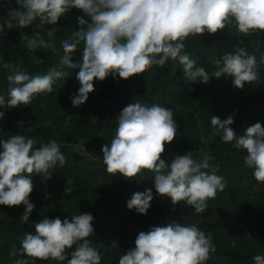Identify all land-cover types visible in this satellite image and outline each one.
<instances>
[{
    "label": "clouds",
    "instance_id": "clouds-1",
    "mask_svg": "<svg viewBox=\"0 0 264 264\" xmlns=\"http://www.w3.org/2000/svg\"><path fill=\"white\" fill-rule=\"evenodd\" d=\"M15 3L17 7L9 10L8 19L0 23V35L5 34V28L34 25L33 35L21 32L19 38L30 51L39 48L56 52L55 45L45 40L40 30L45 25H57L72 9L83 15L77 17L78 30L72 32L70 39L61 41L63 55L59 63L47 72L29 74L14 63L2 64L8 73L7 99L0 95V106L5 108L27 106L36 96L52 93L56 81L69 76L65 68L79 69L75 75L80 87L70 96L73 107L87 101L88 94L94 91V79L103 81L109 75L116 78L117 74L128 79L145 73L153 65L163 68L170 59L178 62L186 80L192 82L207 84L210 77L231 76L232 84L242 89L245 83L260 80L256 56L245 47H235L221 57H213L215 69L209 74L205 68L196 66V60L185 51L184 41L205 32L215 34L226 26L238 35L264 30V0H15ZM56 31L49 27L46 35L53 37ZM81 42V59L73 61L72 53ZM259 63L264 65V53ZM4 115L0 111V118ZM116 123L110 144L101 146L102 161L109 174L134 178L142 170H148L153 174L157 194L166 195L174 205L183 202L192 206L196 213L204 212L208 200L225 189L224 178L210 164L214 157L207 152H202L199 159L193 158V151L176 154L170 163L161 158L165 144L177 135V122L170 108L139 101L129 103L116 116ZM210 123L214 136L246 152L244 164L253 170L257 182L264 183L261 123L246 127L239 135L230 127L234 123L232 115L223 120L211 116ZM36 145V139L21 134L0 139V205L23 204L24 212L19 219L24 223L35 207L29 201L32 174L43 173L48 178L52 173L49 169L66 163L57 141ZM152 199V189L146 188L134 192L126 206L146 214ZM93 219L91 213L72 215L71 220L45 217L34 222L35 234L24 233L20 248L13 247L10 255L66 264H100L101 253L88 239L94 233ZM112 247L116 248L115 241ZM213 252L211 233L206 234L194 223L173 221L140 231L134 247L119 257L118 264H206ZM252 261L264 264V255H255ZM14 264L29 261L19 258Z\"/></svg>",
    "mask_w": 264,
    "mask_h": 264
},
{
    "label": "trees",
    "instance_id": "trees-1",
    "mask_svg": "<svg viewBox=\"0 0 264 264\" xmlns=\"http://www.w3.org/2000/svg\"><path fill=\"white\" fill-rule=\"evenodd\" d=\"M12 7H17L15 0H0V23L8 19ZM82 15L80 10L72 9L57 25H45L40 30L45 40L55 45L56 52L39 48L30 51L19 41L21 32L34 34V25L5 28V34L0 35V95L7 99L8 73L2 67L4 62L14 63L29 74L47 72L59 63L63 55L61 41L70 39L72 32L78 30L77 17ZM49 27L57 30L53 37L46 35ZM184 43L196 66L205 68L209 74L215 69L213 57H221L235 47H245L256 56L260 80L245 83L242 89L232 84L231 76L210 77L207 84L192 82L186 80L178 62L170 59L163 68L153 65L145 73L128 79L118 74L103 81L94 79V91L88 94L87 101L73 107L70 96L80 87L75 75L79 69L65 68L69 76L57 80L52 93L36 96L27 106H0L5 113L0 118V139L21 134L36 139L37 147L55 140L66 157L62 167L49 169L50 177L32 174L29 201L35 207L27 223L19 219L24 212L23 204L0 205V264H14L19 258L27 259L29 264H66L13 256L10 252L13 247L20 248L24 233L35 234L34 222L45 217L71 220L72 215L79 213H91L94 217V233L88 239L101 253L100 264H118L119 257L134 247L140 231L173 221L194 223L206 234H212L215 252L206 264H253V256L264 255V183L257 182L253 170L244 164L246 152L214 136L210 123L211 116L223 120L232 115L234 123L230 127L238 135L256 122L264 127V65L259 63L264 53V30L238 35L226 26L215 34L189 36ZM82 49L83 42L72 53L73 61L81 59ZM137 101L160 104L173 111L177 135L165 144L161 158L166 162L187 151H193L194 159H199L202 152L214 157L210 164L224 178L226 187L215 199L208 200L204 212L196 213L183 202L174 205L166 195L157 194L153 174L148 170H142L134 178L113 176L106 171L101 146L110 144L121 109ZM146 188L153 192L146 214L128 209L126 202L131 195ZM112 241L116 242V248L112 247Z\"/></svg>",
    "mask_w": 264,
    "mask_h": 264
},
{
    "label": "rangeland",
    "instance_id": "rangeland-1",
    "mask_svg": "<svg viewBox=\"0 0 264 264\" xmlns=\"http://www.w3.org/2000/svg\"><path fill=\"white\" fill-rule=\"evenodd\" d=\"M247 182V181H246Z\"/></svg>",
    "mask_w": 264,
    "mask_h": 264
}]
</instances>
